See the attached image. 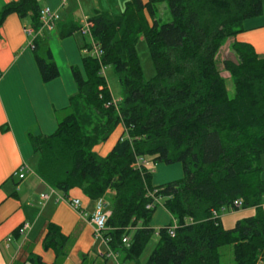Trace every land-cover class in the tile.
Returning a JSON list of instances; mask_svg holds the SVG:
<instances>
[{
    "label": "trees",
    "instance_id": "1",
    "mask_svg": "<svg viewBox=\"0 0 264 264\" xmlns=\"http://www.w3.org/2000/svg\"><path fill=\"white\" fill-rule=\"evenodd\" d=\"M160 4H166L170 16L161 26L155 8ZM39 10L36 0L9 3L0 11V27L15 15L30 17L36 28ZM261 15V0H128L119 15L95 12L87 20L100 56L82 57V73L71 68L76 94L56 131L27 135V141L37 157L35 175L46 186L63 197L79 190L90 202L104 203L110 214L104 237L126 261L221 264L219 250L231 247L233 264H264V169L259 164L264 155V56L247 44L229 46L233 60H223L221 68L233 85L231 99L216 59L245 21ZM79 31L75 24H65L59 38ZM140 38L155 73L148 82L135 50ZM40 42L32 55L40 81L48 84L58 78V70L48 51L45 59L39 57ZM82 51L89 52L90 46L84 44ZM107 67L121 88L117 104L102 77ZM118 127L122 134L111 150L98 156L93 148ZM146 158L152 166L180 165L181 180L152 186L147 165L136 167ZM155 200L176 229L172 237V225L159 229L156 247L141 263L154 233ZM148 205L153 209L146 210ZM248 209L254 217L236 222L231 230L222 228L221 212ZM67 246L59 229L47 224L42 249L52 251L53 264L63 263ZM22 260L14 264H43L30 252Z\"/></svg>",
    "mask_w": 264,
    "mask_h": 264
},
{
    "label": "crops",
    "instance_id": "2",
    "mask_svg": "<svg viewBox=\"0 0 264 264\" xmlns=\"http://www.w3.org/2000/svg\"><path fill=\"white\" fill-rule=\"evenodd\" d=\"M18 1L0 0V11L7 4ZM36 2L39 9L47 7L60 18L56 29L45 33L38 43V55L45 59L48 51L56 66L52 51L54 45L62 55L66 69L59 72L56 66L58 78L42 84L32 51L28 48L29 38L24 33V29L31 25L30 17L19 20L15 15H10L4 20L0 27V264H14L19 258L25 260L28 252L40 258L43 264H53L52 251L42 249L47 224L57 227L60 234L68 239L62 264H113L96 256L107 248L93 238L92 227L88 224L95 202H90L79 190H72L64 197L79 201L80 208L76 211L65 202L55 203L54 196H50L46 202L40 200V195H50V188L35 175V168L33 171L29 168L33 153L27 135H52L58 121L66 115L69 99L76 94L71 68L81 67L82 57L77 53L83 39L77 41L79 33L60 39L61 27L72 23L81 28L95 12L119 15L128 0H69L63 8L58 0ZM141 2L146 4L147 0ZM261 4L262 15L245 21L242 32L224 44L222 48L226 50V55L232 43H242L252 47L258 57L264 56V0H261ZM147 21L150 23L149 19ZM121 134L122 128L118 127L110 136L114 137V141L111 143L109 138L94 152L100 157L106 156ZM35 163L33 165L36 166ZM21 166L26 167L27 172L22 180H18L12 175ZM154 175L152 173V178ZM54 193L56 197H63L59 192ZM261 208L264 216V198ZM160 210L165 214L166 221L159 229L175 224L162 207ZM248 211L254 215L253 210ZM18 229L21 232L14 237L13 233Z\"/></svg>",
    "mask_w": 264,
    "mask_h": 264
},
{
    "label": "rangeland",
    "instance_id": "3",
    "mask_svg": "<svg viewBox=\"0 0 264 264\" xmlns=\"http://www.w3.org/2000/svg\"><path fill=\"white\" fill-rule=\"evenodd\" d=\"M156 9H157L156 20H157L158 24L160 26L168 24L170 22V16H169L166 4L158 5V7ZM146 18L148 19L147 16H146ZM150 23H151V21H150ZM76 39L78 42H80L83 39V41L80 42L81 46L78 50L79 52L77 53L78 56L81 58L84 56L91 55V51L90 52L82 51V47L84 46V44L90 46L89 39L87 37L81 36L80 34L78 37H76ZM135 50H136V54H137L140 66H141L143 80L145 82H148V81L153 79L155 73H154V69H153V66H152V63L150 60V56H149L146 44L143 41V39L140 38L137 40L136 45H135ZM52 51L54 53L56 64H57L56 66H57L59 72H63L66 69V64L64 62L62 55L59 53V50L57 49V47L54 45L52 46ZM216 59H217V68L221 71V77H226L224 79L225 80L224 81L225 82V88L227 91L228 98L231 99V98H233V94H234L233 85H232V82L229 79V76L227 75V73L222 72L221 62L225 59L233 60V58H232L230 53L226 55V50L221 48ZM80 68L81 67L79 66V68H77V69L81 70ZM102 77H103V79L106 83L107 89L110 93L112 103L113 104L119 103V101L121 99L122 92H121V88L119 87L117 78L113 74L112 69L108 68V67L104 68L102 71ZM110 139H111L110 142L112 143L114 141V137H112ZM101 145H103V144H101ZM99 146L100 145L95 146L93 148V151L95 149H97ZM96 154L98 155V153H96ZM36 161H37L36 155H32V160L29 161L30 170H32V171L34 170L35 165H33V164ZM144 162H145V165H147V168H149L150 171H152L155 174L152 178V184H155L156 186L157 185L161 186V185H165V184H168L171 182L179 181L182 178V169H181L180 165H172V166L156 165V166H152L150 158H146L144 160ZM259 164H260L261 168L264 169V155L260 156ZM260 179L264 181V171L261 174ZM248 210H253V209H248ZM248 210H245V211L240 210L238 212H233V213L221 212L220 213V219L222 220L221 221L222 228L224 230H231V229H233L235 222L254 217L255 211L253 210L254 211V215H253L251 213V211H248ZM165 221H166L165 214L163 212H161L160 204H159V209L155 212L152 223H151V228L153 229L154 233L152 234L149 244L147 245L146 249L144 250V252L142 253V255L140 257L139 261L141 263H143V261H145L147 259L149 254L156 247L157 242H158L157 232L159 230V227ZM219 255H220L221 264H233L231 247H226V248L220 249ZM116 259L121 263L123 262V264H132V263L126 261L125 258L121 254H117Z\"/></svg>",
    "mask_w": 264,
    "mask_h": 264
},
{
    "label": "built area",
    "instance_id": "4",
    "mask_svg": "<svg viewBox=\"0 0 264 264\" xmlns=\"http://www.w3.org/2000/svg\"><path fill=\"white\" fill-rule=\"evenodd\" d=\"M68 1L69 0H58L59 6L61 8L65 7ZM59 20L60 18L58 14L52 11L51 9L47 7L40 9L38 13V27L34 28L33 26L30 25L28 28L24 29V33L29 38L28 48L32 51L34 49V45L37 40H41L45 33H51L56 29V25L58 24ZM79 34L89 39L91 56L98 59L100 56V53L91 38L90 26L89 24H87V21L80 28ZM140 165H145V162L142 161V162L136 163L137 168L140 167ZM25 172H27V168L24 166H21L12 175V177L18 180H22ZM152 173L153 172L151 171V174ZM54 194H55L54 190L50 189V195H40V200L46 202L49 200L50 196H54L55 203H58L60 201L65 202L74 211L80 208V203L78 200H75V199L68 200L64 197H56ZM153 202H154V205L159 206L158 200L157 201L155 200ZM234 206L237 209L240 208V204L234 203ZM145 209L151 210L153 208H152V205H148L145 207ZM109 215H110L109 212L105 210L104 203L102 201H97L95 202L94 210L92 214L88 217V224L92 227L93 238L95 240L102 242L103 245L107 248V250L104 253H97L96 256L102 260H110L113 262V264H120L118 260L116 259V254L110 249V242H111L110 239L104 237L106 233V222L109 218ZM214 216L216 217V214H214ZM175 229H176V225L173 224L169 230L170 237L173 236ZM127 242H128L127 238L122 239L123 244H127Z\"/></svg>",
    "mask_w": 264,
    "mask_h": 264
}]
</instances>
